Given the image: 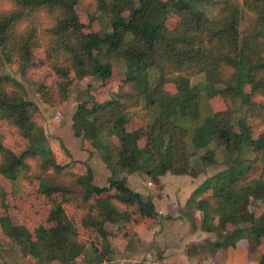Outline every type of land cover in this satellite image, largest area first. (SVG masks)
<instances>
[{
  "label": "trees",
  "instance_id": "1",
  "mask_svg": "<svg viewBox=\"0 0 264 264\" xmlns=\"http://www.w3.org/2000/svg\"><path fill=\"white\" fill-rule=\"evenodd\" d=\"M193 1L94 0L85 6V0H0L5 54L17 53L23 72L46 60L55 75L52 85L40 88L47 105L60 106L72 76L104 83L110 79L114 68L103 63L104 54L127 66L119 99L94 104L89 115H83V105L73 118L75 136L84 143L89 138L90 151L99 152L112 171L105 188L94 184L91 170L76 173L57 161L38 106L19 81L0 77V123L31 143L17 153L5 145L0 130V175L39 184L38 194L51 203L47 222L34 232L14 225L8 210L0 216L3 235L34 264L75 262L88 245L102 258L112 251L85 242L80 227L103 239H127L133 224L158 218L152 200L115 176L117 167L127 174L197 178L217 164L218 151L227 168L209 177L187 203L188 209L195 206L201 212V230L214 239L191 245L190 255L236 248L242 241L262 244L264 210L257 214L253 206L264 203V133L254 136V129L264 125V0H198L218 6L214 16L198 10ZM5 2L12 8L4 9ZM78 7L91 23L107 18L110 30L87 32ZM169 15L176 20L173 27L167 24ZM37 44L43 56L35 53ZM170 84L175 93L166 90ZM215 98L225 110L210 107ZM84 116L92 118L89 127ZM180 118L193 124L191 131L179 124ZM132 120L141 128L128 130ZM113 135L119 143L116 151L109 140ZM209 190L211 200L198 199ZM68 208L82 214L81 219L69 215Z\"/></svg>",
  "mask_w": 264,
  "mask_h": 264
},
{
  "label": "crops",
  "instance_id": "2",
  "mask_svg": "<svg viewBox=\"0 0 264 264\" xmlns=\"http://www.w3.org/2000/svg\"><path fill=\"white\" fill-rule=\"evenodd\" d=\"M84 79L96 78L87 77ZM17 80L22 82L20 77ZM98 82L100 85L104 84L101 80ZM76 96L77 93L74 97L67 94V100L57 108L48 106L39 96L33 101L36 102L43 114L41 126L51 145L53 142H58L63 150L68 153V159H73L79 163L77 165L85 167L84 173L91 170L96 186L100 188L109 187L112 171L104 163L99 152L90 151L88 147L86 149L82 140L75 136L73 118L77 110L85 105L78 103ZM59 113L62 114L59 115L62 116V121H57ZM139 128H141V124L137 120H132L128 126L130 131ZM111 142L113 150L116 151L119 145L118 140L112 138ZM61 162L63 165L69 164L65 157L61 158ZM73 171L78 172V170ZM169 175L173 174L160 176L162 178L160 188L153 190L155 184L145 179L142 173L127 174L124 169L117 167L115 176L121 179L126 178L127 186L131 190L139 193L144 199L152 200L158 218L133 224L131 227L132 236L127 239L121 238V236L115 240L111 237L102 238L101 242L93 239L96 245L101 243L103 246L111 247L112 251L102 258L91 246L92 249L86 248L76 261L83 262V264H259L264 255V239L260 246L242 241L236 248L219 250L210 248L191 257L189 252L191 245H201L207 240L214 239V235L204 233L201 230V212L195 206L192 210L187 208V203L191 200L194 192L204 184L208 177L202 181V174L197 178L175 175L176 178L166 179ZM198 199L211 200L212 191L204 192ZM120 207L119 210L122 211L123 207ZM192 221L197 225L196 230L192 228ZM95 237L97 236L94 235L93 238ZM75 262L66 264H74Z\"/></svg>",
  "mask_w": 264,
  "mask_h": 264
},
{
  "label": "rangeland",
  "instance_id": "3",
  "mask_svg": "<svg viewBox=\"0 0 264 264\" xmlns=\"http://www.w3.org/2000/svg\"><path fill=\"white\" fill-rule=\"evenodd\" d=\"M94 0H85L86 4L89 5ZM138 2V0H133ZM195 2V3H194ZM192 4L201 11H204L209 16H214L218 11V6L214 5L211 2L207 1H198L195 0ZM2 7L6 10L12 8V4L10 2L3 3ZM79 14L81 16V20L87 26V32H97L101 30L109 31L110 30V22L107 18L101 17L100 20L96 23H91L89 18L84 10L83 7H78ZM176 23V20L171 17L170 15L167 17V24L169 27H173ZM106 50V47L103 51ZM6 53V50L0 46V77L10 75L17 80L20 77V82L28 92L30 99L33 101L37 96H40V88L42 85L50 86L53 84L55 80V75L52 71L48 68V61L38 62L37 66H32L23 72V63L18 58L17 53L10 54L9 56ZM35 53L39 57L40 55L43 56V47L40 44H37L35 48ZM105 55V62L113 65V75L110 79H108L105 83L102 82L103 85H100L97 79H77L72 76V83L70 88L68 89L71 97H74L75 93H77L76 99L78 103L85 104L83 115H89V112L92 110L94 104H102L106 100H117L119 99L118 89L121 86V83L124 79V76L127 72V66L125 61L118 57H111ZM17 77V78H16ZM83 80V81H82ZM18 81V80H17ZM72 86V88H71ZM83 88H80V87ZM83 90V91H81ZM166 90L170 93H175L174 85L170 84L166 87ZM67 98V96H66ZM65 100L60 104L63 105ZM42 100V98H41ZM43 101V100H42ZM35 102V101H34ZM44 102V101H43ZM45 103V102H44ZM36 104V102H35ZM46 104V103H45ZM210 107L213 108L215 111L225 110V104L220 98H215L208 103ZM37 105V104H36ZM49 106V105H48ZM58 106V107H60ZM52 107V106H51ZM39 108V107H38ZM57 108V107H53ZM133 113H138V115H146V112L141 113L140 110H135ZM41 115H43L41 113ZM61 113L58 114L57 121H62L63 118ZM83 124L87 127L91 125L92 118L84 116ZM248 123H251V120H248ZM43 122H40L42 125ZM179 124L186 127L191 131V126L193 124L187 120L186 118H180ZM0 130L4 137V143L7 147L11 148L17 153H21L22 151L28 150L31 147V143L29 141H25L18 136L15 129L9 127L5 122L0 123ZM44 132V131H43ZM264 133V125L257 126L254 129V136L258 137L260 134ZM110 135H107L109 137ZM82 140V144L84 140L82 137H78ZM117 139L116 135H113L109 138ZM48 139V138H47ZM49 141V140H48ZM103 141V138H102ZM104 140V142H106ZM50 143V142H49ZM91 140L88 138V141L85 142L84 146L88 150L91 148ZM50 146L55 153L57 161L62 164L61 158L67 159L69 164L64 165L68 166L69 170H78L76 173L85 174V167L75 162L73 159H68V153L63 150V148L59 145L58 142H53ZM251 154H246L243 157H250ZM234 156L232 157V159ZM34 165V163H32ZM63 165V164H62ZM228 163L226 162V158L221 151H218V162L215 166L209 168L205 173L201 175V181L206 179V177L214 176L215 174L219 173L220 171L227 168ZM144 175V178L147 180L152 181L155 184L153 190H157L160 188V183L162 178L160 176L149 177L148 175ZM175 177V175H169L168 178ZM118 179H121L118 177ZM200 179V178H199ZM40 188L39 184L29 185L23 179H19L18 181L14 182L11 180L5 179L3 176L0 175V216L6 214V210L12 219L14 225H26L31 232H34L40 225L44 224L48 220V216L51 210V203L46 200L43 196L38 194V190ZM5 203V204H4ZM2 205H6L8 209H5ZM118 209H121L120 206L117 205ZM256 213H261L264 210V203L260 206H253ZM69 215H77L78 221L81 219L82 214H76L73 209L68 208ZM82 232V238L86 242L90 240L93 241L95 239L97 242H101L103 239L99 236L93 238L94 233L86 232L85 230L80 227ZM115 240V239H114ZM101 248L105 247L101 243L98 244ZM87 248L91 250V245H88ZM264 250V247H263ZM264 254V252H263ZM0 264H34L32 260L27 258L24 253L22 252L21 247L14 241L6 236L3 235L0 229ZM74 264H83V262L76 261Z\"/></svg>",
  "mask_w": 264,
  "mask_h": 264
}]
</instances>
